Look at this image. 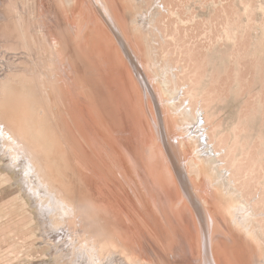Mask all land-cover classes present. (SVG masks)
I'll list each match as a JSON object with an SVG mask.
<instances>
[{"label":"rangeland","instance_id":"rangeland-1","mask_svg":"<svg viewBox=\"0 0 264 264\" xmlns=\"http://www.w3.org/2000/svg\"><path fill=\"white\" fill-rule=\"evenodd\" d=\"M193 2L0 0V113L17 146L0 148V264H81L88 247L97 264L113 250L125 264L264 262V190L253 181L264 175L263 43L237 44L236 83L230 45L204 40L200 18L182 24L209 16L210 3ZM185 63L197 67L204 104H217L223 126L243 122L236 136L247 133L251 154L238 179L260 160L246 203L209 159L202 128L184 117L196 98L186 102L173 71ZM228 144L227 133L217 141ZM18 149L64 201L59 214H42L25 189Z\"/></svg>","mask_w":264,"mask_h":264},{"label":"bare ground","instance_id":"bare-ground-1","mask_svg":"<svg viewBox=\"0 0 264 264\" xmlns=\"http://www.w3.org/2000/svg\"><path fill=\"white\" fill-rule=\"evenodd\" d=\"M193 1H194L193 2L194 4H195V2H198L200 9L207 7L206 4L210 3V5L212 7V9L210 8L211 12L208 9L209 16L206 18L204 17L205 20L202 19L203 15L200 13V14H196L193 19L186 20V21H184L182 19L181 20L182 24L186 27L187 23L195 21L196 18H200L198 22L206 24V27L204 28V32H203L202 36H204V40L205 39L209 40V42L211 43V46L212 45H213V47L216 46L218 48V50H220V51H224L223 49L227 50L230 47L232 49L231 51H233V53H232L233 57L232 58L234 59V54H237L236 55L237 57L239 56V54L241 55V52L238 53V50H237V44L238 43H243L248 38H250V40L252 41V40H255L256 37H258L261 39V41L263 43V45H261V51H264V0H193ZM168 10L170 12H172L171 9L168 8ZM216 10L220 11V15L213 14L214 12H216ZM213 20H215V21H213ZM217 20H219L220 22H218ZM219 25H220V27H219ZM199 27L200 26L198 24H195L193 26V28L195 30H198ZM170 36L173 37V35H170ZM260 39H258V41ZM253 43H255V41ZM255 45L257 46L258 44H255ZM255 45H254L255 48H253L254 52H249L250 54L251 53L254 54L255 49L258 48V46L256 47ZM227 46H229V47L227 48ZM241 49H244L243 50L244 53H246L248 51H253V49L250 47V45L246 48L242 47ZM189 54H191V53L190 52L187 53V55H189ZM245 55H243V56H245ZM236 56H235V59L233 61L234 66H236V70H234V72L231 70L233 72V73L232 72L231 73H232V78L237 83L239 81L238 78L240 77L239 76L240 70L238 68H240V66L242 67L243 64L241 65L239 63L240 65L239 66L237 65L238 60H240V57H238L239 59L238 58L236 59ZM229 57L231 58V56H229ZM241 58H242V56H241ZM259 62L260 61H258V63ZM258 67H260V65ZM174 68H173L174 69V71H173V82H175V83L178 82L179 85L181 84L183 86V88L185 89L183 94L186 97V99H185L186 102L187 103L192 102L196 98L194 104H192L191 106H187V108L184 109V112H183L184 117L191 118V120L194 121L197 124V126L199 124V126L202 128L203 140H204L203 144L205 145V147L207 149L206 153L208 154V156H210L209 159L211 161H213L215 163V165L220 164L222 166L220 171L224 174L225 177H227L229 185L236 187L235 192L239 196H242L243 203H246L247 199H248V201L250 200V196L252 194L251 190L249 189V185H248L250 182L253 183V181H257L258 182L257 186L261 185L262 189L264 190V175L259 181L256 179L252 181L253 173L257 170V166L261 165V163H264V159L262 160L261 163H260L258 156L256 159H252L250 164L248 166L246 165L245 170L243 168L244 173H243L242 177H239L241 179H238V173L237 172L241 168L242 161L244 159H246V161H248V159H250V154H251L250 153L251 151L248 150L249 148L247 149L248 151L245 150L246 145L248 144V143H245V142H248V140H246V138H245L247 133L241 131L239 133V135L236 136V132L238 130H241V125L243 124V122L242 121L240 122V120H239V122H237V123L235 122L236 124L234 123V126L232 125L233 127L230 128V126H229L228 130L231 129V132L229 133V131L226 129V127L223 126V123H221L219 121V109L216 107L217 104H213V105L204 104V102L207 101V99H209V97H205V93H208V92L202 85V82H203L202 79L203 78H201V76L198 77L197 67L192 71L191 66L189 64L185 63V64L181 65V67L177 66ZM179 73H181V75H179ZM206 81H207V78H206ZM208 82H210V81L208 80ZM214 86H215V84H214ZM238 87L240 88V85ZM210 93H212V92H210ZM12 131L15 132L11 128V126L9 125L7 119L4 116H2L0 113V148L3 145L5 148H8V150L11 149V151H12V149H14V147L17 148V146H15V144H16L15 138L13 137V135L11 133ZM226 133L229 135L228 146H218L217 141L220 140L222 137L226 136ZM172 136H174V134ZM167 137H168V135H167ZM168 138H170V137H168ZM244 138L246 141L244 140ZM171 139H172V141L174 140L173 138H171ZM179 140H180V145H181V143H182L181 139L179 138ZM174 141H175V143L177 142L176 140H174ZM209 142H211V143H209ZM251 143H252V141H251ZM221 147H223V149L221 150V151H223V153H221V151H220ZM252 147L253 146H251L250 148H252ZM175 148H179V147L175 146ZM18 150H19L18 154L22 157V162H23V164H21L22 167L20 165H18V166L21 167V171L24 173V175H21V176H24V177H22V181L26 185L25 189L26 190L28 189L30 191L31 196L35 199L36 204L38 203V206L40 208V212H42V214L46 215L50 209H55L56 211H58L57 214H59V211L61 209L64 210V201L61 198H59V196L52 190V187L49 184V181H47L44 178L42 172L40 170H38L33 165V163L28 162L26 164L24 157H23V151H26L29 158L32 161H34L32 159V155L29 153V151H27L26 149H24V150L18 149ZM181 151H182V149H181ZM229 151H230V153L227 156H225ZM221 155H224L225 157L224 156L220 157ZM183 156H185V155L183 154ZM185 158H186V156H185ZM184 160L185 159H183V161ZM197 160L199 162H201L200 159H197ZM186 162H188V165H189V158L186 159ZM181 163H183V162H181ZM206 163H210V161L206 160ZM190 164H192V162ZM189 174H190V171H189ZM190 177H191V175H190ZM211 178L214 180L215 183H219L221 181V175H218V176L213 175V176H211ZM189 182L190 181H188V183ZM237 184L239 186H241L240 191L237 188ZM253 192L255 193L256 189ZM198 201H200V200H198ZM198 201H196V202L198 203ZM200 204H199V206H200ZM204 219H206V217ZM231 223H232L233 228L237 229L235 222L231 221ZM207 224H208V222H207ZM259 233L264 234V229H263V232L259 231ZM243 236L245 237V234H243ZM247 238H248L247 242L252 245V242H253L252 239L248 236L246 237V239ZM206 242H207V240H206ZM232 242H233V240H232ZM227 244H229V243H227ZM206 248H207V250L209 248L210 253H208V252L207 253L210 256H212L211 251H210V245H209V247L207 246ZM206 248L204 247V249H206ZM263 250H264V247H263ZM218 252H219V250H218ZM80 253L83 254V256L87 257V259L83 260V262H81V264H97L98 257L96 256L95 249H93L92 247H88L86 249L82 248V249H80ZM111 254H112V256L110 258L106 257L102 261L103 264H114V263L115 264H125L126 263V261L124 259L125 256L122 257V252H120L118 250H113L111 252ZM204 256H205V254H204ZM191 257H192V255H191ZM191 257H189V260L192 259ZM193 257H194V255H193ZM210 258H212V257H210ZM200 259H202L201 256H200ZM197 261H199L198 258H197ZM205 262H206V260H205ZM212 263H214V262H212ZM130 264H142V263H139L137 261L136 262L132 261V263L130 262ZM262 264H264V262Z\"/></svg>","mask_w":264,"mask_h":264}]
</instances>
